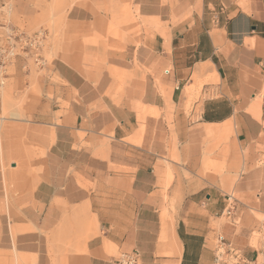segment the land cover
<instances>
[{"label": "crops", "instance_id": "obj_1", "mask_svg": "<svg viewBox=\"0 0 264 264\" xmlns=\"http://www.w3.org/2000/svg\"><path fill=\"white\" fill-rule=\"evenodd\" d=\"M24 1L13 0L14 25ZM133 4L139 37L89 49L106 55L99 65L71 50L54 63L63 84L55 109L24 122L34 133L27 146L46 151L35 162L41 174L20 175L16 162L6 173L0 144L1 262L119 264L136 251L138 264H217L224 235L240 264H264V244L252 240L264 217V0ZM86 16L71 21L92 22ZM221 150L236 177L233 220L223 214L227 193L205 186L220 178L201 175L206 160L221 163Z\"/></svg>", "mask_w": 264, "mask_h": 264}, {"label": "rangeland", "instance_id": "obj_2", "mask_svg": "<svg viewBox=\"0 0 264 264\" xmlns=\"http://www.w3.org/2000/svg\"><path fill=\"white\" fill-rule=\"evenodd\" d=\"M133 1L25 0L23 2V5L25 4L24 10L15 11L13 21L17 22L16 26L31 33L38 31L48 32V40L43 49V56L47 60V64L43 69L32 67L26 73L22 70V62L18 61L10 67L9 78L6 80L5 86L0 89L3 109L0 115V144L4 148L7 159L6 173L9 174L12 170L10 163L16 162L18 164L17 173L20 175L34 176L41 174L36 168L35 162L38 158H44L46 151L34 146H27V142H32L34 133H31L29 125L24 122L30 120L32 124L42 123L43 120L36 119L29 113H52L55 109L54 92L56 91V86H62L63 84L58 76L53 74L54 63L60 58H68L71 50L73 52H88L77 56L80 59L79 63L82 65H99L106 58V55H91L89 49L95 48L105 41L107 43L104 52L115 51L118 50L120 45L124 46L130 42V39L139 37L142 34L144 23L138 16ZM85 12L88 16L85 15ZM77 15L80 18H85L86 16L92 22L84 24L73 23L71 18ZM97 21L102 23L100 24L102 27L94 29L93 27L97 24ZM111 27L114 28L112 31L116 35L112 36V34H109L106 36L104 33L111 31ZM29 82L30 89L26 91V86ZM45 98L47 101L45 100L46 105L44 106ZM227 139L226 141L228 142ZM226 141L223 140L222 145ZM215 150H218V148L215 147ZM257 150V152H262L264 146L258 144ZM212 153L213 151H210V154ZM220 154L224 157L221 163H213L211 160H206L204 172L201 175H204L205 178L209 175H215L220 178L219 182L206 183L205 186H214L227 194H233V184L236 177L227 176L229 172L228 156L230 153L221 150ZM261 154L260 160L264 162V153ZM239 157L241 159V155ZM173 173H175V176H179L178 169L173 168L171 171L169 169L168 176L170 180H174ZM9 182L11 183L12 180ZM171 185L172 182H168L165 187H170ZM167 194L166 192L165 200L171 203L170 209L176 213L177 201L176 199L170 201ZM257 218L261 224L252 232L254 246L264 244V227H262V225L264 226V217L257 216ZM59 244L60 242L57 243V245ZM0 264H5L4 259H2V262L0 260Z\"/></svg>", "mask_w": 264, "mask_h": 264}, {"label": "built area", "instance_id": "obj_3", "mask_svg": "<svg viewBox=\"0 0 264 264\" xmlns=\"http://www.w3.org/2000/svg\"><path fill=\"white\" fill-rule=\"evenodd\" d=\"M14 4L13 0H0V89L5 86L9 78V69L18 61L22 62V70L28 73L32 67L43 69L47 60L43 56V49L48 40V32L31 33L14 25L11 21ZM169 73L168 71L166 72ZM227 207L224 215L233 220L237 200L234 194H226ZM217 264H240L241 254L224 235L217 237L215 249ZM139 253L122 254L119 264H138Z\"/></svg>", "mask_w": 264, "mask_h": 264}]
</instances>
